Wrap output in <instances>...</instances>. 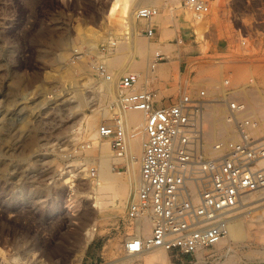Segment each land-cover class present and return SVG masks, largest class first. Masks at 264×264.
<instances>
[{
	"label": "rangeland",
	"instance_id": "374dc122",
	"mask_svg": "<svg viewBox=\"0 0 264 264\" xmlns=\"http://www.w3.org/2000/svg\"><path fill=\"white\" fill-rule=\"evenodd\" d=\"M114 1L0 0V249L5 254L0 264H180L159 248L124 254L121 243L132 233L124 213L136 185L118 208L105 213L88 197L91 169L97 178V164H87L93 158L87 154L94 148L92 134L111 123L118 80L128 72L141 78L138 89L155 92L159 106L201 87L220 88L227 77L237 90L249 84L243 97L264 135V0H205L209 13L203 19L181 0H136L130 18L134 35L125 22L109 18ZM144 4L157 10L149 21L136 15ZM148 27L155 29L152 38L143 33ZM133 41L144 44V59ZM155 53L163 59L151 69ZM210 121L215 131L208 140L222 134ZM98 137L111 146L109 138ZM111 155L119 159L113 173L128 182L127 153L117 157L112 149ZM242 213L245 232L229 253L224 255L228 244L223 243L204 254L220 264H264V206ZM92 226L95 235L84 248Z\"/></svg>",
	"mask_w": 264,
	"mask_h": 264
},
{
	"label": "built area",
	"instance_id": "2783aa9c",
	"mask_svg": "<svg viewBox=\"0 0 264 264\" xmlns=\"http://www.w3.org/2000/svg\"><path fill=\"white\" fill-rule=\"evenodd\" d=\"M181 3L196 19L209 13L205 0ZM136 15L149 21L157 10L143 7ZM143 33L152 38L155 29L148 27ZM162 59L155 53L149 68ZM98 70L105 75L103 67ZM138 83L134 72L119 78L114 116L99 129L101 137L110 139L115 154L123 157L128 136L122 113L143 116L139 181L124 213L132 233L121 248L125 255L159 248L180 264L184 258L189 264H219L203 251L226 238L230 224L244 210L264 206V135L258 134L261 121L243 97L249 84L237 90L227 77L220 88L201 87L182 94L174 104L159 106L155 92L138 89ZM211 115L223 133L208 140L205 125ZM89 173L93 177L95 171ZM142 220L151 226L145 238L134 231Z\"/></svg>",
	"mask_w": 264,
	"mask_h": 264
},
{
	"label": "bare ground",
	"instance_id": "6f19581e",
	"mask_svg": "<svg viewBox=\"0 0 264 264\" xmlns=\"http://www.w3.org/2000/svg\"><path fill=\"white\" fill-rule=\"evenodd\" d=\"M145 1L143 3H146ZM151 2L152 1H150L149 3H151ZM135 4H136V0L135 1L115 0L110 7L109 15H108L109 18H112V17L116 18L117 17L118 19L122 20L123 23L125 22L126 28L128 29V27H130L129 30H131V34H133V35L135 33V30H134V27L130 23V18L132 17V12H133L132 8L135 7ZM143 6L145 7L147 5L144 4ZM132 23H134V22H132ZM126 38H128V37H126ZM132 44H133V46L135 45V47L137 45V49H136L137 56L139 54V56H141L140 58L144 59V55H145L144 54V51H145L144 44H142V42H137V41L136 42L133 41ZM113 61H115V60H113ZM119 61L116 60L115 65L119 64ZM141 62H142V60H141ZM141 62L134 63V65L132 67H134L136 69V71L140 70ZM132 70H134V69L132 68ZM163 73L167 74L168 69L163 70ZM108 79H110V78L108 77ZM140 79H139V81H140ZM146 81H148V80L146 79ZM125 112L126 113H125L124 117H125V122H126V130L128 129V133L131 136L129 139V143L127 141V158H128L127 159V162H128V171L127 172L128 173L126 172L127 175H126L125 179L128 182H124V179H122L121 176L119 177L118 175H115L113 173L112 163L116 162L119 159H116L115 157H113L111 155L112 147L108 143H100L97 140L98 135H100L99 134L100 128L98 129V131H95L92 134L94 148L92 147L93 148L92 150L87 151V154H93V158L91 160H88L87 164H90L91 167L94 163L97 164V168H96L97 169L96 170L97 178H92L90 176V184H91L90 185L91 186L90 193H91V195L88 197L92 199V202L94 203L96 211H98L99 213H105L109 210H113V209L118 208V206L122 204L121 199L122 198L126 199L127 196L129 195L130 190H132L134 185L137 186V182L139 181V177L137 179L136 170L138 167H140V160H141V154H142V141L143 140L141 138V129L143 127V119L140 116L141 113L132 112V111H125ZM210 120H212V122L216 126H218L221 129L220 131H222V133H223L222 126L218 122H216L215 119L213 118V116L211 115L207 119V122L205 125L206 137L209 139L215 131L213 128H211V125L209 124ZM210 123H211V121H210ZM217 132H218V130H217ZM219 132L215 135L217 136L219 134ZM258 134L259 135L262 134L261 128L258 129ZM94 168H95V166H94ZM74 208L75 207H74V205H72V203H68L66 206V209L68 211H73ZM246 216H247L246 214L240 215L238 218L234 219L229 226V233H228L227 237L224 238L223 240H221L219 243H217L216 246H220L223 243L228 244V248H227L226 253L224 255L228 254L229 251L231 250L232 241L241 237L244 234ZM261 216L264 217V213ZM134 231L141 238L147 237V235H149L151 232L150 222L147 220L140 221L138 224H136ZM94 235H95V229L93 228V226L91 228L86 229V232L84 234V245H83L84 248H85L86 244L94 237ZM243 238H244V236H243ZM156 249H158V248H156ZM134 255H137V254H134ZM4 256H5L4 251L2 249H0V257L5 259ZM128 256H130V255H128ZM159 258H161L163 261V259H165L166 256H165V254H162V255H160Z\"/></svg>",
	"mask_w": 264,
	"mask_h": 264
},
{
	"label": "crops",
	"instance_id": "0c3cea01",
	"mask_svg": "<svg viewBox=\"0 0 264 264\" xmlns=\"http://www.w3.org/2000/svg\"><path fill=\"white\" fill-rule=\"evenodd\" d=\"M171 254V253H170Z\"/></svg>",
	"mask_w": 264,
	"mask_h": 264
}]
</instances>
